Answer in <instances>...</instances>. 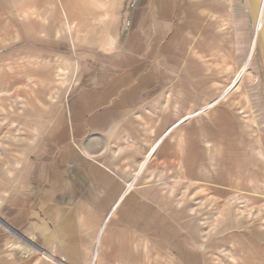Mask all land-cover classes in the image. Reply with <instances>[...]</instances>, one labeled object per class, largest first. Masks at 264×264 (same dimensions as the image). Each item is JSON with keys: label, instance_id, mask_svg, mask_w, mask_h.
I'll use <instances>...</instances> for the list:
<instances>
[{"label": "crops", "instance_id": "crops-1", "mask_svg": "<svg viewBox=\"0 0 264 264\" xmlns=\"http://www.w3.org/2000/svg\"><path fill=\"white\" fill-rule=\"evenodd\" d=\"M132 1L65 2L80 15L71 20L96 34L64 45L108 49L62 92L66 102L47 103L33 88L32 105L7 122L19 131L8 142L20 147L5 157L21 177L0 205V264H211L198 226L169 193L170 179L185 174V121L199 113L185 104L183 77L152 61L174 6ZM180 1L178 14L193 18L232 10L227 0ZM125 4L140 15L121 44ZM186 25L178 18L176 35Z\"/></svg>", "mask_w": 264, "mask_h": 264}, {"label": "rangeland", "instance_id": "rangeland-1", "mask_svg": "<svg viewBox=\"0 0 264 264\" xmlns=\"http://www.w3.org/2000/svg\"><path fill=\"white\" fill-rule=\"evenodd\" d=\"M77 1L0 0V205L21 177L17 159L5 157L20 147L8 142L19 131L7 122L32 105L33 88L47 93V103L66 102L62 92L81 72L101 66L94 58L108 49L64 45L76 34H96L81 28L80 15L66 13L67 2L69 8ZM171 1L170 25L152 61L183 77L185 104L199 113L185 121V174L170 179L169 193L198 226L211 264H264V0H227L232 10H203L195 18L178 14L180 0ZM126 7L121 44L140 15ZM178 18L189 25L179 36ZM7 264H16L14 257Z\"/></svg>", "mask_w": 264, "mask_h": 264}, {"label": "bare ground", "instance_id": "bare-ground-1", "mask_svg": "<svg viewBox=\"0 0 264 264\" xmlns=\"http://www.w3.org/2000/svg\"><path fill=\"white\" fill-rule=\"evenodd\" d=\"M257 18H258L257 25H258V28H260L261 25H262V19H263V13H262V11L261 12H260V10L258 11Z\"/></svg>", "mask_w": 264, "mask_h": 264}, {"label": "built area", "instance_id": "built-area-1", "mask_svg": "<svg viewBox=\"0 0 264 264\" xmlns=\"http://www.w3.org/2000/svg\"><path fill=\"white\" fill-rule=\"evenodd\" d=\"M132 182L131 181H129L127 184H128V186H131L132 184H131Z\"/></svg>", "mask_w": 264, "mask_h": 264}]
</instances>
